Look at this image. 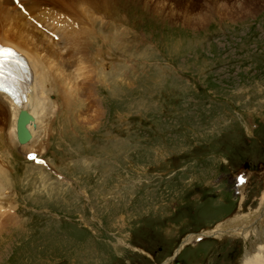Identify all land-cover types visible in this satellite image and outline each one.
<instances>
[{
	"label": "rangeland",
	"instance_id": "374dc122",
	"mask_svg": "<svg viewBox=\"0 0 264 264\" xmlns=\"http://www.w3.org/2000/svg\"><path fill=\"white\" fill-rule=\"evenodd\" d=\"M100 1L81 10L95 29L83 36L88 77L68 109L61 89L50 93L59 107L31 151L47 166L0 134L20 219L6 223L0 264H158L186 232L249 215L262 198L254 187L249 212L221 221L234 191L211 185L264 161V0ZM253 242L202 240L178 261L240 264Z\"/></svg>",
	"mask_w": 264,
	"mask_h": 264
},
{
	"label": "bare ground",
	"instance_id": "6f19581e",
	"mask_svg": "<svg viewBox=\"0 0 264 264\" xmlns=\"http://www.w3.org/2000/svg\"><path fill=\"white\" fill-rule=\"evenodd\" d=\"M111 1L103 0L104 3L98 10L112 8ZM83 6L89 7L88 4L84 5V0H0V45L20 55L29 70L28 77L23 78L21 75L23 79L20 80V74H13V70L7 69L5 74H13V77L0 84V110L6 109V115L0 111V115H3L0 134L6 135L9 148L16 146L31 152L40 140L39 136L48 135L46 130L52 122L46 118L53 115L56 111L54 109L59 107L51 101L50 93L56 88L61 89L65 109H68L66 96L69 90H73V95H77L81 78L88 77L83 36L93 34L95 29L90 22L84 21L85 17L81 12ZM52 35L58 40L53 41ZM21 89L24 100L17 104L10 91L13 93ZM21 111L32 117V121L26 123L30 139L24 144H19L16 138V122ZM8 164L0 157V218H8L6 221H0V238L5 227L9 225L6 223L12 222L9 221L13 220L10 217H14L11 213L12 198L6 191L10 172ZM263 201L264 192L260 203ZM204 233L216 238L238 236L246 242L253 238L254 247L245 250L240 264H264V220H259V223L254 225L253 212L249 215L234 216L214 230ZM197 236L201 235H187L182 240L181 247L192 242ZM170 260L172 258L166 262Z\"/></svg>",
	"mask_w": 264,
	"mask_h": 264
},
{
	"label": "snow or ice",
	"instance_id": "6c2138e0",
	"mask_svg": "<svg viewBox=\"0 0 264 264\" xmlns=\"http://www.w3.org/2000/svg\"><path fill=\"white\" fill-rule=\"evenodd\" d=\"M5 52H7V54L9 56H11V54H12L11 50H5L2 47H0V55L4 54ZM2 68H3V65H2V63H0V71H2ZM241 182H243V178H241Z\"/></svg>",
	"mask_w": 264,
	"mask_h": 264
}]
</instances>
